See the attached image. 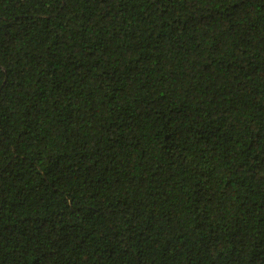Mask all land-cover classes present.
Returning <instances> with one entry per match:
<instances>
[{
  "label": "trees",
  "instance_id": "1",
  "mask_svg": "<svg viewBox=\"0 0 264 264\" xmlns=\"http://www.w3.org/2000/svg\"><path fill=\"white\" fill-rule=\"evenodd\" d=\"M0 264H264V0H0Z\"/></svg>",
  "mask_w": 264,
  "mask_h": 264
}]
</instances>
